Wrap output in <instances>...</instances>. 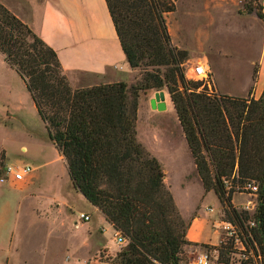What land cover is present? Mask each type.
Wrapping results in <instances>:
<instances>
[{
  "label": "trees",
  "instance_id": "16d2710c",
  "mask_svg": "<svg viewBox=\"0 0 264 264\" xmlns=\"http://www.w3.org/2000/svg\"><path fill=\"white\" fill-rule=\"evenodd\" d=\"M105 1L129 66L141 70L136 84L72 87L55 50L1 2L0 55L24 80L73 187L127 239L106 260L182 264L184 247L199 245L186 237L189 224L161 163L137 138L139 92L165 90L202 186L215 193L227 220L242 226L248 214L231 207L233 188L226 194L224 180L258 182L253 216L264 264V87L257 98L251 90L235 96L209 94L200 82L189 87L188 53L172 43L165 20L176 0ZM244 8L264 21L258 0H245ZM218 249L226 260L230 250Z\"/></svg>",
  "mask_w": 264,
  "mask_h": 264
},
{
  "label": "rangeland",
  "instance_id": "374dc122",
  "mask_svg": "<svg viewBox=\"0 0 264 264\" xmlns=\"http://www.w3.org/2000/svg\"><path fill=\"white\" fill-rule=\"evenodd\" d=\"M244 3L245 0H176L175 9L166 13L165 20L172 43L186 50L189 57V51L194 55L183 64L189 87L199 85L192 68L196 62H200L197 59L206 54L210 67L212 65L213 79L224 94H244L250 75L252 78L255 76L256 61L253 67L250 61L258 58L264 42V21L255 12H246ZM140 78L141 70L137 68L132 81L127 84H136ZM91 81L78 79L76 82ZM159 91L165 94V108L161 110L152 106L150 99L155 98V92H139L136 120L139 139L162 157L172 191L186 216L196 207L203 209L205 206H219L211 223L214 220H227L215 194L209 193L203 197L202 185L193 171V160L176 112L168 93L165 90ZM214 91L222 94L215 87ZM22 163L37 166L34 171L38 174L37 181L30 185V190L40 196L41 203L55 198L69 201L75 213L90 209L91 204L83 195L73 190L65 163L58 158L46 127L20 77L0 57V176L7 175L5 167L8 164L19 166ZM228 182L234 186L231 207L248 214L242 226L238 225L239 229L244 235L250 234L260 249L258 234L248 223L253 219V211L242 207L249 200L257 202V195L242 190L241 186L245 182L238 179L233 181L231 178ZM252 183L258 184L255 180ZM4 192L3 195L0 192V211L4 201H7L11 210L7 217L12 218L19 205L22 215L16 222L24 225L30 223L33 220L30 205L34 199L25 198L18 192ZM184 221L187 222L186 219ZM9 222L13 223L10 219ZM213 231L212 224L204 225L201 238L213 239L216 236ZM220 238L216 248H221L222 252L231 250V241L224 240L222 235ZM184 248L187 260L182 264H190L199 249L194 246ZM62 254H66L64 250Z\"/></svg>",
  "mask_w": 264,
  "mask_h": 264
},
{
  "label": "crops",
  "instance_id": "0c3cea01",
  "mask_svg": "<svg viewBox=\"0 0 264 264\" xmlns=\"http://www.w3.org/2000/svg\"><path fill=\"white\" fill-rule=\"evenodd\" d=\"M0 2L55 50L72 87L132 81L135 69L131 68L126 60L105 0H0ZM260 3L264 13V0H260ZM189 55L188 60L194 56L190 51ZM0 57L2 58L1 55ZM203 60L208 63L206 54L197 59ZM255 61V79L250 75L242 96H247L251 90V95L257 98L264 87V42L258 58L251 59V67ZM5 64L7 65L6 62ZM211 71L213 73V69ZM17 75L20 77L18 73ZM20 79L26 88L24 80L21 77ZM78 79L93 81L77 83ZM214 83L216 90L225 93L219 88L215 78ZM137 138L162 165L164 182L169 187L181 216L189 224L186 231L187 239L199 244L194 246L199 250L200 244L216 247L221 239L219 233L213 231V234H216L213 239L201 237L202 228L206 224H211V219H215L219 206L212 207V211L206 209L209 206L203 209L196 207L186 216L172 191L162 157L139 139L138 132ZM22 149L25 150V147ZM56 151L67 169L63 156L57 149ZM26 164L32 167V171L21 181L13 180L8 174L0 176L2 195L7 190L34 199L30 205L33 220L27 225L16 222L22 215L19 205L16 206L15 215L12 218L7 217L11 210L7 201H4L0 211V264H116L106 260V257L113 256L118 251L114 243L116 229L102 212L91 204L90 209L75 213L69 201L55 198L41 203L40 196L30 190V185L37 181L38 174L34 172L37 166ZM193 165V171L200 180L194 161ZM202 189L203 197L209 193L215 194L213 191L205 192L203 186ZM73 190L77 191L74 187ZM79 212L89 214L90 219L75 225ZM9 219L13 223L9 222ZM63 250L65 255L62 254Z\"/></svg>",
  "mask_w": 264,
  "mask_h": 264
},
{
  "label": "built area",
  "instance_id": "2783aa9c",
  "mask_svg": "<svg viewBox=\"0 0 264 264\" xmlns=\"http://www.w3.org/2000/svg\"><path fill=\"white\" fill-rule=\"evenodd\" d=\"M192 71L194 77L200 82L198 89H203L207 93H214V79L209 64L206 61H200L194 64ZM32 167L29 164L22 163L19 166L7 165L5 167V172L8 175H11L13 180L21 181L30 174ZM229 180H224V187L226 194L228 190L234 188ZM246 184L241 186L242 190H246L253 195H257L258 184L252 183V181H246ZM251 205V206H250ZM244 209H252L253 215L256 213L257 202H252L251 200L247 201L242 206ZM209 211H212L211 207L206 208ZM90 219L89 214L85 212H79L75 225L88 221ZM249 226L255 228L257 226V220L253 216L252 220H249ZM214 231L223 236L224 240L231 241L233 244L232 249L226 254L227 259L222 260L220 257L219 249L216 247L212 248H201L195 257L193 258L190 264H263V256L254 242L250 234H242L239 229L238 224L231 222L229 220H214L212 223ZM114 243L118 247V250L123 248L127 239L119 232H114ZM152 264H161L159 262H154Z\"/></svg>",
  "mask_w": 264,
  "mask_h": 264
},
{
  "label": "water",
  "instance_id": "95a60500",
  "mask_svg": "<svg viewBox=\"0 0 264 264\" xmlns=\"http://www.w3.org/2000/svg\"><path fill=\"white\" fill-rule=\"evenodd\" d=\"M152 106L156 109L165 108V94L163 91L155 92V98L151 100Z\"/></svg>",
  "mask_w": 264,
  "mask_h": 264
}]
</instances>
